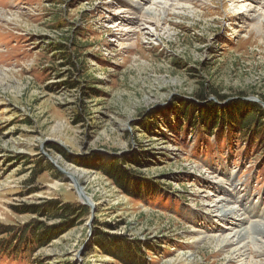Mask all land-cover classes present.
<instances>
[{
    "label": "rangeland",
    "instance_id": "374dc122",
    "mask_svg": "<svg viewBox=\"0 0 264 264\" xmlns=\"http://www.w3.org/2000/svg\"><path fill=\"white\" fill-rule=\"evenodd\" d=\"M162 1L0 0V264H131L92 249L98 230L140 246L136 264H237L213 207L264 211V117L243 137L238 122L192 126L188 107L264 113L245 100L264 101V0ZM91 159L118 164L127 191ZM55 166L94 203L78 223L36 214L83 205ZM41 229L53 239L18 244ZM254 239L250 261L264 264Z\"/></svg>",
    "mask_w": 264,
    "mask_h": 264
},
{
    "label": "trees",
    "instance_id": "16d2710c",
    "mask_svg": "<svg viewBox=\"0 0 264 264\" xmlns=\"http://www.w3.org/2000/svg\"><path fill=\"white\" fill-rule=\"evenodd\" d=\"M53 49L54 51L58 52V54H61V55L65 54L66 56H63V57L61 56V60L62 59L66 60L68 67H70V69L73 71L76 70L78 63L77 61L73 60L74 57L72 56V54L63 53L61 49L57 47ZM73 85L74 83H70L68 84V87H71ZM180 104L181 103L177 105H180ZM230 105L231 107L227 106L226 108H219L215 104H213V105L206 106L203 110H200V111L195 110L196 108L195 105H193L194 110L192 107L191 108L188 107V109L190 110L188 113L193 119L192 126L196 124L198 125L199 123L202 125L203 128L210 127V130H213L219 126L220 121L221 123L226 122V124L229 126H232L233 124L235 125L238 122V123H241V129H242L243 137H244V135L246 134V132H244V129H246V131H249L247 129L249 124L254 123V122H257V124H259V121H256V119L259 116L264 117V113L262 112L263 110H261L260 107H257L254 104H250V103L234 104L233 103V105L232 104ZM246 111L247 112L250 111V115H249L250 117L248 116L249 117V119L247 117L248 121L242 124L244 120L242 121V119H240L241 117L239 118V120L237 119L241 115L242 112L247 113ZM186 113H187V108L183 112H181L180 115L185 116ZM77 119H80V116L78 114H77ZM159 127H161V125L157 126L156 128L158 129ZM145 129L148 130V127H145ZM85 167L89 169H98V171L103 172L105 175H108L117 184L119 188L127 191L126 181L128 178L125 174V171L122 168H120L118 164L116 163L101 164L100 159H96V160L91 159V160H87V164H85ZM36 173L37 172L35 171L33 173V176ZM89 210L90 209L84 205L73 206L68 203L60 205V202L54 201V202H49L48 207L44 208V211H43L44 213L41 211L36 214L42 215L48 220H60L63 223L64 222L68 223L69 221L70 223H78L79 221L83 220L85 217L89 215ZM41 230L43 231V229ZM43 232L42 234H40V236L32 234V239H30L31 240L30 241L29 239L26 238V235H25L26 233L27 235L30 234L29 231L28 232L21 231V233H23L22 234L23 240L21 241L17 240V242L18 244L22 246L30 242L37 243V244L45 243V240H43L42 238L43 237L48 238L49 237L48 235H52V232L50 230H48L47 232L45 231L44 234ZM36 233H39V230H36ZM49 238L50 240L53 239L51 237ZM91 246H92V249L96 247L100 251H102V253H104L105 255H111L117 260L127 261L125 260L126 258L128 259L132 258L131 260L129 259L128 261L131 264L139 263L140 259L141 261L143 259L141 258L142 252H141L140 246H135V245L133 246V245L125 244L124 241L121 239H112L104 235L103 232H100L99 230L94 235ZM80 254L81 256L85 255L84 251L80 252Z\"/></svg>",
    "mask_w": 264,
    "mask_h": 264
},
{
    "label": "bare ground",
    "instance_id": "6f19581e",
    "mask_svg": "<svg viewBox=\"0 0 264 264\" xmlns=\"http://www.w3.org/2000/svg\"><path fill=\"white\" fill-rule=\"evenodd\" d=\"M166 1L167 0H163L162 2H158L159 5H161L163 7L162 10L164 12L166 11V9H168ZM140 3H141V1H140ZM128 4L131 5V4H134V2L132 1L131 3H128ZM163 4H165V5L163 6ZM134 9H136V8H134ZM149 12L150 13H153V10L150 9ZM259 15H260V13H259ZM262 22H264V18H263V21ZM225 200H226V198L223 201V199H221V197H220V200H218V202L213 207L214 208L213 212L217 213V217L220 220H222V221H220L222 224L223 223H226L228 225L227 226V228H228L227 231H229V233L227 234V237H226V239H227V245L230 246V247L232 246V250L231 251H233L234 254L236 255L235 256V259H236L235 260L236 261L235 263H237V264H245L246 261H248V264L250 262L252 263V261H250V259H253L252 258V255L253 254L250 255V257H249L248 251H249V249H250V247L252 245L253 246L255 245V247H257L258 250H260V248H263V247H261V245L260 246H257V244H256L257 241H255L254 237H260V241H262L263 244H264V239L261 238V237H264V229L262 228L263 230H258L259 228L254 229L250 225H246V222L247 221L245 220L244 217H246V214L250 210L252 211V209H253V208L252 209L251 208L250 209L249 208H246L247 205H248V203H246L243 206V207H245L244 208V212H243L236 204L235 205H232V204H230L229 202H227ZM262 207H263V205L261 203V207L260 208L263 209ZM250 213L257 214L256 215L257 217H260V216L261 217H264V211L262 213H260V212H257V211L254 210L253 212H249L248 214H250ZM227 217L229 219H227V221L224 220ZM230 217H233V218H230ZM262 242H259V244L262 243ZM255 247H254V249H255ZM250 251H252V250H250ZM252 264H262V263L259 261V262H254Z\"/></svg>",
    "mask_w": 264,
    "mask_h": 264
},
{
    "label": "water",
    "instance_id": "95a60500",
    "mask_svg": "<svg viewBox=\"0 0 264 264\" xmlns=\"http://www.w3.org/2000/svg\"><path fill=\"white\" fill-rule=\"evenodd\" d=\"M218 99L221 98V97H217ZM211 101L213 102H216V99L214 97H210L209 98ZM246 101H249V102H253V103H258L260 104L263 109H264V101L260 100L259 98H254V99H245ZM46 157V156H45ZM49 160H51V163L54 164L55 162L50 158V157H47ZM55 168L58 170V172H60L61 174L67 176L68 178H71V183L72 185L74 186L75 188V191L77 192V195L79 197V199L81 200V204H83L84 206H87L90 211H91V214L94 213L95 211V207H94V203L92 202V200L86 196L85 192L82 190V187L81 185L77 182V180L71 176L70 173L68 172H65L63 171L62 169H60L58 166H55Z\"/></svg>",
    "mask_w": 264,
    "mask_h": 264
}]
</instances>
